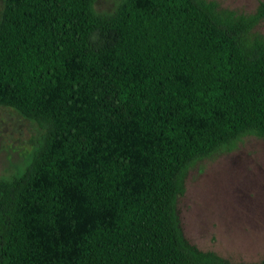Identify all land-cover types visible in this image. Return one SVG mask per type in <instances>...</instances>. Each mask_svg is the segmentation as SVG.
Listing matches in <instances>:
<instances>
[{
  "label": "trees",
  "instance_id": "trees-1",
  "mask_svg": "<svg viewBox=\"0 0 264 264\" xmlns=\"http://www.w3.org/2000/svg\"><path fill=\"white\" fill-rule=\"evenodd\" d=\"M1 0L0 105L40 132L0 176V264L237 263L184 237L198 159L264 137V0Z\"/></svg>",
  "mask_w": 264,
  "mask_h": 264
},
{
  "label": "rangeland",
  "instance_id": "rangeland-1",
  "mask_svg": "<svg viewBox=\"0 0 264 264\" xmlns=\"http://www.w3.org/2000/svg\"><path fill=\"white\" fill-rule=\"evenodd\" d=\"M118 1L95 0L94 8L111 11ZM216 1L250 12L259 0ZM255 29L264 35V18ZM39 132L33 121L0 105V176L23 170ZM176 214L184 237L201 250L237 263L264 257V137L247 135L230 150L198 159L186 172Z\"/></svg>",
  "mask_w": 264,
  "mask_h": 264
}]
</instances>
